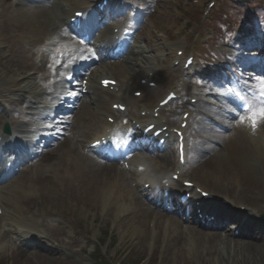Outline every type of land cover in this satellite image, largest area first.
<instances>
[{"label":"bare ground","instance_id":"1","mask_svg":"<svg viewBox=\"0 0 264 264\" xmlns=\"http://www.w3.org/2000/svg\"><path fill=\"white\" fill-rule=\"evenodd\" d=\"M62 2H64L66 6H73L72 9L82 6V2L85 3L82 0H62ZM49 6H51V4L46 1L40 2L39 4H30L25 0H0V44L1 42L7 43L9 52H11L12 55L19 54L25 56L26 53H29L33 57L38 55V47L43 50L37 66L24 60L26 58L13 59L11 60L12 63L7 60L6 64L8 66L13 64L16 70L11 77L12 79L9 80L13 87H17L18 84L24 81L26 79V72L32 68L40 69L45 76L49 75L47 72L51 68V64L47 61V56L45 54L46 49H52L61 42V40H65V42L69 43L76 41L72 40V37L68 34V38H65L64 36H59V32H54L52 30L55 24L52 23V18L47 13V8H49ZM76 10L80 11L81 9ZM64 14L65 11L61 12L59 16L55 15L58 17L59 25H62L60 17ZM73 15L70 16L68 13L66 19L73 17ZM86 18L88 19V16ZM14 22H20V24H14ZM12 25L15 30L13 31V35L9 37L8 30L12 28ZM59 27H63L66 30L68 28L66 27V21ZM106 33L107 31L102 32V35L105 36L102 42L104 48L107 47L109 43L108 39H106L109 34ZM24 40L31 43L29 51L24 47H22L24 50L21 48V43ZM103 55L104 53L101 54V56ZM141 60L144 59L141 58ZM103 65V72L100 74H93V78L98 79L101 77V79H103L104 77L102 76H104V74H112L116 77L115 79L120 81L119 84L125 85L126 90L131 92L134 90V77L129 74V70H132L133 67L126 63V60ZM133 66L135 67V65ZM0 67V71H2L4 75L12 72L8 70V67L1 61ZM151 72L149 73L152 74L157 82L162 81L164 74H160L154 69H152ZM135 77L139 78V73H137ZM155 77L160 78L157 80ZM39 85L43 90H48L52 89L54 84L51 80H48L47 76L45 80H40ZM259 86V90L263 92L264 82L259 83ZM216 89L223 93L225 92V90L221 89L219 86L216 87ZM89 90L91 91L90 88ZM99 90L100 94L105 92V89L101 85L99 86ZM144 92L149 94V92L152 91H149V88H145ZM39 93L40 91L36 92V94ZM254 95H256V93ZM244 97H246V95ZM119 99H124L127 103L131 102L126 98ZM251 100L253 103L252 108L255 107L257 114L260 116V112L264 109V106L262 104L254 105L255 99L253 100V97H251ZM141 102H143L144 106L140 107V111L142 109L144 110V108L148 109L149 106L151 107V104H153L155 100L151 96L149 100H141ZM71 107L74 108L70 120L71 124L69 125L66 135L59 142L61 144L56 146L59 148L61 145V149L55 148L47 153V157H50L49 161L51 163L53 178L56 179L54 183H40L43 189H46L49 183L48 190L54 192L60 190V186L65 185V182L58 178L69 177L72 180L69 190L71 194H74V189L77 188L79 190L81 182L84 181V188L89 189L90 187L94 189L92 190L93 195H100L101 201L97 203L96 201L94 202V198L82 199L79 203L81 208L91 212L104 210V212L106 211L107 213H118L117 217L120 221L118 227L122 231L124 228L128 229L132 227L130 234L133 235L135 232L138 233V243L145 241L146 245L152 243L151 236L154 233L155 245H157L161 239L166 243V261L168 262L176 260L178 255L187 262H192L195 256L216 255V249L212 252L215 245L218 246L219 242H224L222 235L218 233L217 230L203 229L192 225L187 228V235H184L180 230L183 225L179 219L169 213L158 211L151 203H148L145 199H141L142 197L139 196L132 186L130 175L122 166L117 163L109 164L98 161V159L91 156L88 151H85L83 145L79 142V137L89 139L91 136H95L98 132L104 130L106 122L103 116L106 113H112L111 110L107 108V102L102 100L100 95L97 94L94 101L83 99L79 103H73ZM184 108L190 110L191 118H189V122L192 123L189 130H185V132H189V136L192 135L195 141L192 149H187L186 147L185 150L184 147V150L186 159L188 156L190 159V161L187 162L189 163L188 167H192L191 151L195 155V170L199 172L200 176L198 177L195 175V177H192L196 184L218 195L222 194L225 195L224 197L226 198L230 197L237 203H242L251 208L258 209V206H254V204L248 203V205L240 201L239 199L241 198L239 194H237L239 199L235 198L234 195L236 194H234V190L238 189L239 186L241 190L248 191H252L253 188H258L261 196L264 198V130H259L260 132L258 133L261 135L260 138H258V136L255 137L249 127H247V121L241 120L233 125V129L230 133H225L215 128L213 123L202 120V116L214 114L217 115L222 122L229 121L224 114L216 111L214 107L200 103L194 107L193 105L190 106L187 104ZM153 110L154 109H152V111ZM260 122L264 125V118H261ZM151 123L159 126L157 120H153ZM75 129L76 133L80 132V134H75ZM165 149L169 150L157 156L158 159L155 162L156 170L164 166L170 167L173 160H175L174 149L168 145L165 146ZM155 153L158 154V152ZM133 160L139 161L134 158ZM186 170L187 169H185V171ZM74 183H77V185ZM25 186L26 185L22 181H13L7 187L0 188V200H5V205L15 213H21L19 204H16V199L20 197L21 191L25 192L27 190ZM227 190L229 192H226ZM232 190L233 194L231 195L229 193ZM2 194L6 195L3 197ZM24 198L25 197H23L22 200H24ZM38 202L41 201H38L36 198L25 200L24 203L28 204L27 207H29L31 203L33 204V207L28 210V212H30L28 216L29 219L20 216L16 223L24 227L31 224L33 220L37 221L32 213H34L35 208L39 204ZM48 202H51V199L42 203ZM200 211L209 217L215 213V210L210 211L204 208H200ZM3 212H7V210ZM220 213L218 216H215V220L208 222L207 228H219L224 224L222 220L227 218L233 219V216L237 214L231 209H227L222 214ZM239 216L240 219L243 220V225H246L242 226L239 222L236 223L237 227H241L240 233L238 234V238L241 239L236 241L233 238L232 241L227 237L226 244H233V246L241 245L245 251L249 252L248 255L253 253L254 250L257 251L258 248L264 253V243L258 244V242H253L255 239L264 238V225L258 226L259 221L255 219L256 217H254L252 213L247 212L243 214L242 218L241 214H239ZM3 221L4 217L0 216V248H3L8 241V235L3 233ZM198 223H200V221H198ZM250 225L252 227L258 226V229L250 230L252 228ZM256 231L259 232L257 235H250V233ZM183 239L184 244L182 243ZM32 242L33 241H31V243ZM32 246H38L39 249L44 250V245L40 242ZM179 249H181V251ZM45 251L55 254L64 253L63 250ZM46 252L45 254L47 255L48 253ZM19 253H21V251H19ZM49 257L55 258L53 255ZM19 258L22 259L20 255ZM43 259L46 260L45 258Z\"/></svg>","mask_w":264,"mask_h":264},{"label":"rangeland","instance_id":"2","mask_svg":"<svg viewBox=\"0 0 264 264\" xmlns=\"http://www.w3.org/2000/svg\"><path fill=\"white\" fill-rule=\"evenodd\" d=\"M197 1L198 0H148V6H150L151 10L150 18L153 21L152 24L156 23L159 28L157 34L161 36L162 39H157L155 41L157 42L156 45L151 46L144 37L148 47V53H144L143 57L146 58L149 57V55L155 56L156 53L160 52L157 49H160L161 53H168L170 51L173 53L181 44V46H184L187 51L191 49L196 50L200 57L204 58L206 61H212L214 57L226 58L231 56L240 66H247L248 61L250 60L248 57L251 55H248L249 52L243 50L241 46H247L248 44L246 42H237L236 39L231 38L232 34H230V31L234 26L250 23L253 25L255 32L259 36L264 37V0H244V3L241 5L234 4L230 0H216V5L212 8L208 7L210 0H199V3H196ZM201 2L204 5L200 6ZM64 9L67 11L68 7L65 6ZM53 16V14L50 15V17ZM14 24H20V22H14ZM12 28H9L8 30L9 37L13 35V31L15 30L13 25ZM167 31L172 35L168 36ZM167 37H170V39L167 40ZM208 39L210 40L205 42ZM185 40H188V42ZM252 42H258L257 38L252 39ZM173 43L175 44L174 47L170 45ZM22 47L23 45L21 44V48ZM22 50L24 49L22 48ZM254 53L255 52L253 51L252 54ZM172 56L173 55H171V57ZM19 58H26L24 60L27 62L32 63L35 66L38 65L31 54L26 53L25 56L19 54L12 55L11 52H9L7 43L1 42L0 61L3 62L8 67V70H11L12 72L4 75L2 71H0V95H5L4 92L8 89L10 92L13 89H21L13 88V86H11L9 80L12 79L11 77L16 70L13 64L9 66L6 64L7 60L12 63L11 60ZM157 58L160 59V62L157 63L162 62L165 65L167 79L164 81L163 88L154 90L151 95L155 96V93H157L156 99H160L169 89L173 88H177L183 93H187V97L194 93L202 94V91L197 88L199 86H195L196 82L191 76L182 74L181 72L179 74L180 70L171 67V61L167 60L164 56ZM204 65L210 66L211 68L214 67L209 63H205ZM151 67L147 69L149 70ZM31 70L40 72L35 68H32ZM36 72H31L30 75L32 78L26 80L27 85L32 89L35 88L38 82ZM211 87L210 84L206 83V86L204 85L203 89H210ZM200 100L205 101V98L201 96ZM210 101L211 104H216L214 105L215 107L219 104V99H210ZM259 118L261 120L256 109H254L251 113L241 116L239 120L247 121V127L251 130L253 136H258V138H260L261 135L258 132L259 130H264V125L261 124ZM66 120L69 121V119ZM237 121L233 119L231 125L227 124L228 128L226 130L221 129L222 132L230 133L233 124ZM254 121L255 127L253 126ZM259 126L261 127L259 128ZM194 143V137L192 136V138H190L191 148ZM58 149H61V145ZM41 157L37 162L33 163L35 165L33 172L34 177L37 176V167L39 168V174L49 171L48 165L50 157ZM195 162V155L192 152V167L187 169V173L193 177H195V175L200 177L199 172L195 170ZM163 168L167 169H163V171L160 172V175L171 172H168L170 168L167 166H164ZM28 170H30V168ZM27 172L29 171L22 172L20 177L25 176ZM49 177L51 180L42 179L34 181L35 178L31 177L22 181L25 185L32 183L34 188L37 187L42 191L43 196L40 199L38 198V201L41 202H38L39 204L37 203L38 205L36 209L42 211L41 213H43V211H48L50 214H56L57 219H59V217L64 218L68 224V228L66 227L65 230H61L56 226L60 221L54 222L52 219H49L46 227L47 230H44L41 227L38 229L43 233L55 236L57 239L60 238V240H64V243H67V241L69 242V240H72V237H74V231L70 228V225L75 223L80 229L87 232L91 238V242L87 243L84 238L79 237V240L82 238L80 242H82L84 246L82 255L83 259L77 260L74 258L72 262L65 259L67 260L66 262L48 256L36 255L33 252H30L32 255L29 256V254L24 251L23 253H19L17 245L7 239L8 241L6 245H4L3 248H0V264H98L96 259L90 257L94 249L97 250V257H102L107 261H110L112 264H121V261L124 264H264V253L259 248L257 251L254 250L253 253L248 255L249 252L245 251L243 246L226 244L227 237L231 240L234 238L236 241L241 239L229 234L230 232L227 227L228 225L233 224L232 220H229L224 225V231H226V237L223 238L224 242H219L218 246H213L214 249L212 252L216 249V255L202 257L195 256L192 262H187L184 258H181L178 255L176 260L168 262L166 261V243L163 239H161L156 246L146 245V241L138 243V233L135 232L133 235L130 234L132 227L128 229L124 228L123 231L118 227L120 223L117 217L118 213H107L106 211L104 212V210L91 212L81 208L79 203L82 199L94 198V202L96 201L97 203L101 201L100 195H93L92 190L94 189H91L90 187L89 189L84 188V181L81 182L79 190L77 188L74 189V194H71L70 198L60 200L56 194L60 196L63 193V189L60 192H58V190L55 192L48 190L49 183H54L56 179L53 178V175ZM66 178L67 177H59L58 179L63 180L66 184ZM42 182H49L46 189H43L40 185ZM25 189H27L26 186ZM23 192L24 191H21L20 198H23ZM226 192L229 191L227 190ZM229 194L232 195L233 190ZM234 194H236L234 195L235 198H238L237 194H239L241 199H238L240 201L258 206V215L264 213V198L261 196L258 188H253L252 191H248L241 190L239 186L238 189L234 190ZM50 199L51 202L42 203L49 201ZM25 200L27 199L24 198V200L19 201L20 210L21 212H24V214L28 211L22 209L27 208L28 204L24 203ZM31 206H33L32 203ZM99 242H101V246H99ZM253 242L262 244L264 243V238L255 239ZM182 243L184 244V239ZM179 250L181 251V249ZM18 255H20L22 259H20Z\"/></svg>","mask_w":264,"mask_h":264},{"label":"snow or ice","instance_id":"3","mask_svg":"<svg viewBox=\"0 0 264 264\" xmlns=\"http://www.w3.org/2000/svg\"><path fill=\"white\" fill-rule=\"evenodd\" d=\"M105 83L107 84V83H109V82L106 81ZM260 116H261V118H264V109L261 110V112H260ZM253 126L255 127V121H254V123H253Z\"/></svg>","mask_w":264,"mask_h":264}]
</instances>
